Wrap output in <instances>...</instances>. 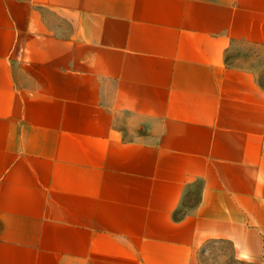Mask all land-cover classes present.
Segmentation results:
<instances>
[{"label":"crops","instance_id":"crops-1","mask_svg":"<svg viewBox=\"0 0 264 264\" xmlns=\"http://www.w3.org/2000/svg\"><path fill=\"white\" fill-rule=\"evenodd\" d=\"M264 0H0V264L264 258Z\"/></svg>","mask_w":264,"mask_h":264},{"label":"rangeland","instance_id":"rangeland-1","mask_svg":"<svg viewBox=\"0 0 264 264\" xmlns=\"http://www.w3.org/2000/svg\"><path fill=\"white\" fill-rule=\"evenodd\" d=\"M258 83L264 88V70L258 74ZM200 264H264V258L251 260L243 256L227 241H209L198 250Z\"/></svg>","mask_w":264,"mask_h":264}]
</instances>
